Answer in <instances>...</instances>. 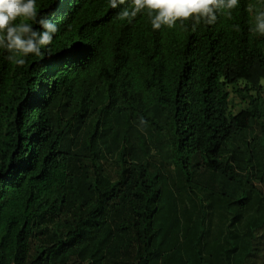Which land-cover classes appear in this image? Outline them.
<instances>
[{
  "label": "trees",
  "instance_id": "16d2710c",
  "mask_svg": "<svg viewBox=\"0 0 264 264\" xmlns=\"http://www.w3.org/2000/svg\"><path fill=\"white\" fill-rule=\"evenodd\" d=\"M37 3L60 25L52 54H0V264H264L248 139L264 37L247 11L264 0L195 32L120 21L108 0ZM136 125L167 136L171 160L143 133L138 148Z\"/></svg>",
  "mask_w": 264,
  "mask_h": 264
},
{
  "label": "clouds",
  "instance_id": "9594fccd",
  "mask_svg": "<svg viewBox=\"0 0 264 264\" xmlns=\"http://www.w3.org/2000/svg\"><path fill=\"white\" fill-rule=\"evenodd\" d=\"M112 9L127 5L117 13V19L131 24L138 15H146L151 29H174L179 25L185 31L189 26L195 32L200 26H212L220 16L229 20L240 7V0H108ZM252 15L249 31L264 37V7L249 4ZM34 25H38L36 28ZM69 30L71 25L66 26ZM240 31L239 25L232 26ZM60 25L42 14L37 0H0V54L3 60L17 67H24L29 56L44 58L53 44ZM140 123L145 124L143 117Z\"/></svg>",
  "mask_w": 264,
  "mask_h": 264
},
{
  "label": "rangeland",
  "instance_id": "374dc122",
  "mask_svg": "<svg viewBox=\"0 0 264 264\" xmlns=\"http://www.w3.org/2000/svg\"><path fill=\"white\" fill-rule=\"evenodd\" d=\"M135 127L136 128H134L135 131L133 130V133L135 134L134 136L137 137L134 140V143L137 144L138 148L144 147V142L141 137V134L143 133L148 136V154L150 152L151 154L163 155L168 160H171V144L167 136L163 135L152 126H148L147 128L145 126L136 125ZM248 139L252 142L253 145H257V148L255 150V154L257 155L255 163H257L258 167L257 176H253V181L256 183L257 187L263 189L264 191V127L262 128L260 124H254L252 130H250V133H248ZM111 145L114 150L117 146L120 149L122 146V142L117 139H112ZM237 145H239L241 149L244 150L245 144L243 139L239 138L237 140ZM141 155H144L143 150L141 151ZM117 172H119V169ZM174 173L178 175L176 172ZM212 180L214 179L212 178L211 181Z\"/></svg>",
  "mask_w": 264,
  "mask_h": 264
}]
</instances>
